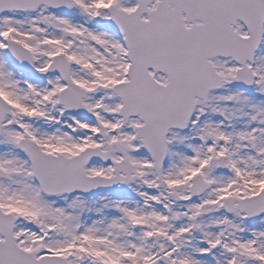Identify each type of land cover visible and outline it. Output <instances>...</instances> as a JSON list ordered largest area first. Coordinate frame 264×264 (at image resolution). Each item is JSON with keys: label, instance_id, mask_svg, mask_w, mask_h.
Segmentation results:
<instances>
[{"label": "snow or ice", "instance_id": "obj_1", "mask_svg": "<svg viewBox=\"0 0 264 264\" xmlns=\"http://www.w3.org/2000/svg\"><path fill=\"white\" fill-rule=\"evenodd\" d=\"M0 264H264V0H0Z\"/></svg>", "mask_w": 264, "mask_h": 264}]
</instances>
